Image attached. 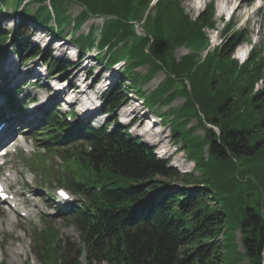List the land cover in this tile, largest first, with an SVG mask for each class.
Returning <instances> with one entry per match:
<instances>
[{"label":"trees","instance_id":"trees-1","mask_svg":"<svg viewBox=\"0 0 264 264\" xmlns=\"http://www.w3.org/2000/svg\"><path fill=\"white\" fill-rule=\"evenodd\" d=\"M11 1L16 6L24 3L21 21L14 32L0 29V46L10 38L11 50L20 59L41 58L49 74H65L68 62L43 54L28 37V22L50 32L55 25L62 36L65 25L78 30L89 15H112L99 38L90 28L73 42L80 51L97 44L104 51L97 57L102 64L129 56L124 77L131 84L129 73L144 65L148 81L159 71L165 72L164 81L187 80L190 95L182 108L192 107L197 124L189 129L202 124L201 146L208 151L195 162L183 144L194 168L181 174L132 137L114 115L126 98L124 78L102 96L103 111L111 118L104 125L71 126L64 118L46 114L39 134L46 145L57 144L66 163L69 173L62 184L84 199L68 213L82 246H62L51 229L37 232L33 253L40 263L82 264L85 253V264H241L245 259L246 264H264V174L262 192L250 196L248 204L250 183L239 174V158L264 150V46H254L243 64L232 58L237 45L249 41L248 28H238L231 20L223 26L221 44L202 57L205 28L215 27L214 0L195 18L186 14L182 0H158L151 9L149 0H0V8ZM69 3L81 6L77 16L71 17ZM132 22L143 23L145 35H137ZM181 46L190 52L176 59L174 52ZM259 81L261 88L255 89ZM169 90L163 93L166 100L173 94ZM0 91L10 112L22 110L12 94L3 87ZM206 124L214 125L218 134ZM171 134L180 138L178 132ZM176 180L182 185L176 186ZM190 183L195 186L187 187ZM228 221L240 233L242 251L236 238L225 236ZM221 231L222 245L216 239Z\"/></svg>","mask_w":264,"mask_h":264},{"label":"rangeland","instance_id":"rangeland-1","mask_svg":"<svg viewBox=\"0 0 264 264\" xmlns=\"http://www.w3.org/2000/svg\"><path fill=\"white\" fill-rule=\"evenodd\" d=\"M194 1L195 0H182L185 12L191 18H195L203 10V4H207L210 0H203L201 8L199 10H195L192 7ZM220 1L221 0H214V20L216 22L217 27L215 28V30H209L208 28H205L206 33L209 36L214 37L215 39V36L219 35V33L221 32L220 30L222 24H224L221 20L222 15L225 14L227 10L234 9L241 0H223L224 7L222 12L219 8ZM36 5L37 4H33L32 6ZM259 5H261V8L259 10H255V8ZM10 7H13L12 3L6 6H2L0 10V28H4L9 31L14 28V24L7 16H5L6 18L4 17V15L2 14V10L9 12V10H11ZM68 12L70 13L71 17H75L80 12V7L76 3H69ZM231 18L236 21L238 28H248L249 39L250 42L252 41V45L259 46L261 43L264 46V0H249L248 4H243L237 10L233 11ZM90 26L91 23L89 16L82 24L81 28L79 30H76L73 35L81 34V36L83 37V34L88 31ZM34 27L35 26L31 23L27 24L26 26L27 30L31 34V41L35 43L43 53L51 54L52 56L61 58L64 61L74 63L73 58L71 56H68V54H60L59 51L57 54V50L54 49L53 44L47 46L46 43L50 40L49 36H47L45 31L35 30ZM64 32L66 34V38H68L72 32V27L70 25L65 26ZM94 34L95 37H97L98 31L96 30ZM40 36H43L42 40L44 42L40 41L42 43L38 42V38ZM221 37L222 36H220V38ZM216 40L218 42V39ZM240 46H245V44L243 43ZM67 52L71 54L75 52L74 46H67ZM187 52L188 50L184 46H181L175 50L174 56L178 59ZM236 53L237 50L234 53V57L237 56ZM6 56L9 57L8 62H15V56L13 54H7ZM90 64L92 65L96 63L94 60H92L90 61ZM28 66H37L39 67V69H41V77H39L38 83H43L45 67L43 66V64L40 65V60L38 58L31 60L26 65H24V68ZM80 67L81 66H79V64H76L75 66L73 65L67 71L68 77L71 78V82L75 85H77V78H81L87 69L85 67L80 70ZM103 67L104 64L99 63V65H96V67H94L92 74L96 76L99 70H103V73L101 75H104ZM4 68H8L7 64H5V67L0 66V77H2L3 73H6V71H4ZM146 69L147 66L138 67L129 73V77L132 80L133 87L139 90V95L144 96L146 98V105L148 106V108L162 116V127L157 129L154 128L155 125L152 127V130L157 133L158 131H161V133H159L160 136L158 137L159 141H156L154 143V140L156 138H151L144 133L143 135L142 133L141 135H138V133L143 131L142 125L145 123L144 121L149 120L151 116L149 114H146L145 112L143 113H145L147 117L141 118V121L143 120L141 126L139 125L140 127H138L136 131H134V128L138 125L135 126V124H133L132 126H129V132L132 136L140 138L142 142H145L150 147H152L156 156L165 160L168 159L169 165H171V167L176 168L180 173H187L191 171L192 163L189 162L185 152L181 150L182 142L180 140L174 141V139L171 137L170 132L171 129L174 132H178L180 134V139L183 141L184 144H186V150L190 153V157L195 162H200L202 157L205 155L203 153V147L201 146L202 124L198 126L195 130L189 129V126H192L195 123V118H192V120L188 124H186V121L190 118V114L191 112H193V109L191 106L184 108L181 107V103L183 102L182 96L189 97V95L184 90V84L181 77L177 80L167 79L166 81L160 82L163 78V75L161 73H157L151 78L150 81H148V75H145ZM78 70L80 71L76 75V72ZM108 70H110V68H108ZM6 74L10 76L8 72ZM58 78L60 77L55 75L51 80L48 81V84L55 85V83L59 81ZM36 80V78H32L30 79V81H26L23 84H26L27 82L33 84V82H35ZM158 82L160 83L156 86ZM15 84H17V86L22 87V90L18 94V99H22L26 97V95L35 96V102L28 104L26 108L27 114H30L31 116L26 119H23V116L19 115L17 119H22H19L20 121L19 124L16 126V129L22 128V130L24 131L27 128L37 129L39 126V117H41L43 111L47 107L53 106L59 113L68 112V110L70 109L69 105L63 103L62 101V104H60V100H57L58 97L56 98L57 101L48 102L40 107L37 105L38 102L41 100L42 97L47 96V94H45L43 90L38 91V89H36L32 85L22 86V83ZM168 89H170L168 92L170 93L173 91V94L169 97L168 100H166L163 93ZM98 92H100V90H98ZM70 93L71 91L67 89L60 96L62 97L64 95H71ZM128 96L132 98L133 94L130 93V95ZM81 98H83V96H81ZM169 100H171L169 104L164 106ZM128 105L139 107L138 104L131 99L127 102L125 107H127ZM164 108H168V110L165 112L163 111ZM136 109L138 111V108ZM75 110L76 108H73L72 112L75 113ZM138 112L139 114H141L140 111ZM115 115L117 116V119L120 124L126 125L127 120L125 121V119L119 115L118 109L116 110ZM77 117L75 116L74 118L76 119ZM105 118V115H102L91 119L92 125H101L105 121ZM149 124L151 125V123ZM24 133V138L27 140V143H32L33 148H35L37 150L36 152L39 153L38 151H40V144H42V142H35L33 140L34 137L31 131L26 130V132ZM30 139L32 140V142ZM261 148H264V146ZM175 149L177 150L173 152ZM37 157L39 160L42 159V157L40 156ZM43 157V160L36 161L34 154L20 153L18 156L13 157L11 163H9L10 167L6 168L16 170L17 172L20 171L22 174L28 173L29 170L32 171L35 176L34 185L29 186V188L27 186V190L29 189L28 193L30 191H35L38 194L34 198V201L37 203V207L34 209L35 213L29 219H22L18 217L17 221H14V224L8 226L6 224V221L4 220L6 218L4 212L0 213V220H3L2 226H0V261L4 259L6 264H40L39 260L33 254V250L35 249V243L33 242L34 234L36 233V231H43L44 229L49 227L53 231H56L58 233V238L63 241L62 246L64 242H67L69 245L74 246L75 249L80 248L82 245L79 231L72 220H68L67 218H65V216L59 214V211L55 208H47L46 212H43V209L46 205H52V201L47 199V196L44 192L39 193V191H37V188L39 186L45 187L46 190L51 193L53 189L59 185V182L57 181V175L62 177L66 173L65 169L63 171L60 170V167L63 163L59 154H49L45 152L43 154ZM239 161V174L242 177L243 182H246L247 180L249 181V194L252 199H254L256 198L258 191L262 192V176L264 174V150H259L256 155H252L250 157L239 158ZM34 163L35 165L32 166V164ZM46 171L49 172V175ZM45 176L48 180L47 186L42 185ZM174 183L176 185H181V181L179 180L174 181ZM188 186H194V183H190L188 184ZM225 228V236L227 240L229 238L236 237L237 239H239V233L238 231L236 232L233 230V226L231 225L230 221L226 223ZM237 244H239L238 241ZM15 248L22 249L21 251H18V254L16 255L9 252L10 249ZM80 261L82 262V264L85 263L83 256L80 258ZM242 263L246 264V260H243ZM101 264L105 263L103 262Z\"/></svg>","mask_w":264,"mask_h":264},{"label":"bare ground","instance_id":"bare-ground-1","mask_svg":"<svg viewBox=\"0 0 264 264\" xmlns=\"http://www.w3.org/2000/svg\"><path fill=\"white\" fill-rule=\"evenodd\" d=\"M202 2H203V0H195L194 2H193V4H192V7L195 9V10H199L200 8H201V4H202ZM248 4L249 3V0H243V2H242V0L241 1H239V4H237V6L234 8V11L235 10H237L240 6H242L243 4ZM223 0H221L220 2H219V8H220V10H221V12L223 11ZM80 13V12H79ZM78 13V14H79ZM77 14V15H78ZM76 15V16H77ZM88 18V17H87ZM86 18V19H87ZM90 22H91V19H90ZM97 25H99V26H103L105 23L104 22H102V21H98L97 23H96ZM42 38H43V36H40L38 39H39V41L38 42H40V41H42V42H44L43 40H42ZM50 41V40H49ZM47 41V46L48 45H50L52 42L50 41ZM42 42H40V43H42ZM56 46H58V48L57 47H55V49H57V54H58V51H60L61 53H64V54H68V56H71V53H69V52H67V48L66 47H64V45L62 46L61 45V43H59V44H57ZM245 47H246V45L245 46H240L239 45V47L238 48H236V50H237V57L238 56H240V55H242V53H243V51H244V49H245ZM9 60V59H8ZM8 60H7V62H6V64H7V66H9V64H10V62H8ZM78 73V72H77ZM103 73V70L102 71H100L99 70V72L97 73L98 74V76L100 75L101 76V74ZM57 84H60V83H56L55 85H57ZM55 85H50V90L52 91V93H50V94H48L47 95V97H42L41 98V100L39 101V103H38V105H41V104H45V102L49 99H52V100H56V98L57 99H60L61 101H64V99L66 98V97H61L60 95L61 94H63L65 91H64V88H62V89H58V90H55L56 88H55ZM80 92V93H79ZM84 92H86V91H84ZM82 93H81V90L80 89H78L77 90V93L75 94V99L77 100V101H82L83 99H81V97L79 96V95H81ZM89 96H92V93L91 92H88V97L87 98H91L90 100H89V102H88V108H90V110H91V107H92V105H95V99L94 100H92V97H89ZM69 99V101L72 99V97H69L68 98ZM43 100H45V101H43ZM61 101H60V103H61ZM131 114H133V117H131V121L133 120V124H135V126H137V127H135L134 128V131H136L137 130V128L138 127H140L141 126V124H142V122H143V120L141 121V118H145V117H147L145 114H143V113H141V114H139V112L137 111V109H136V107L135 106H128V107H125L124 108V110H120L119 111V115L120 116H122L124 119H125V121L127 120V117L129 116V115H131ZM94 117H96V115L94 116ZM140 125V126H139ZM155 125V123H153L152 125H150L149 127H145V123L142 125V128H143V131L142 132H140V131H138V132H140V133H138V135L140 134L141 135V133H142V135H143V133L144 134H147L149 137H151V138H156L155 140H154V143L156 142V141H159V139H158V137L160 136V134L159 133H161V131H158V133L157 132H155V131H153L152 130V127ZM166 145V144H165ZM162 146V145H161ZM7 203L8 204H14L15 205V207H16V209L14 210V209H12L11 207H10V209H9V212H10V216H7L4 220L6 221V224L9 226V225H12V224H14V221L16 220V217H15V215H14V212L17 210H19V209H21L22 211H25V213L26 214H29V213H32V209L30 208V209H27V210H25L24 208H23V206H22V203L20 202V200H18L16 197H14V199H11V200H7ZM10 210H12V211H10ZM2 221L3 220H0V223L2 224ZM21 249L22 248H15V249H10V253H12V254H14V255H16V254H18V251H21ZM14 252V253H13Z\"/></svg>","mask_w":264,"mask_h":264},{"label":"water","instance_id":"water-1","mask_svg":"<svg viewBox=\"0 0 264 264\" xmlns=\"http://www.w3.org/2000/svg\"><path fill=\"white\" fill-rule=\"evenodd\" d=\"M214 122H216L217 120H213Z\"/></svg>","mask_w":264,"mask_h":264}]
</instances>
